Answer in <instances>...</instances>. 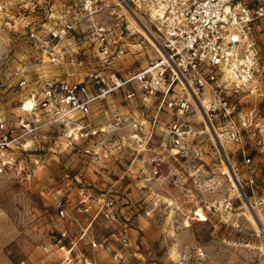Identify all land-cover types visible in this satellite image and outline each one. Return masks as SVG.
I'll use <instances>...</instances> for the list:
<instances>
[{"label": "rangeland", "instance_id": "rangeland-1", "mask_svg": "<svg viewBox=\"0 0 264 264\" xmlns=\"http://www.w3.org/2000/svg\"><path fill=\"white\" fill-rule=\"evenodd\" d=\"M103 1L110 8L93 21L116 28L118 44L108 54L106 45H91L86 19L76 35L85 61L78 67L68 57L62 64L39 58L28 40L30 30L47 27L51 11L76 18L77 0H0V115L9 126L47 83L67 80L68 74L89 81L97 72L128 78L158 58L147 42L140 45L146 28L156 32L144 7L131 0ZM254 35L261 73L228 96L237 105L231 125L215 121L213 129L200 113L182 119L158 114V101L131 86L125 90H134L135 98L124 91L107 95L75 123L44 125L25 137L19 130L13 137L0 131V264H28L35 251L71 244L84 263L89 258L105 264L108 258L95 254L107 251L86 250V243L92 248L104 241L105 248L116 243L123 264H264L263 24ZM75 43L69 39L64 46L71 51ZM19 70L29 82L24 91L15 76ZM31 106L27 102L24 109ZM176 120L186 132L179 144L169 130ZM73 129L79 139L71 144ZM238 130L241 144L233 139ZM246 157L252 159L249 167ZM152 159L163 162L159 175ZM82 201L94 202L90 214L78 212ZM60 207L68 220L58 217ZM61 231L69 238L57 244Z\"/></svg>", "mask_w": 264, "mask_h": 264}, {"label": "built area", "instance_id": "built-area-1", "mask_svg": "<svg viewBox=\"0 0 264 264\" xmlns=\"http://www.w3.org/2000/svg\"><path fill=\"white\" fill-rule=\"evenodd\" d=\"M125 2V0H120ZM138 9L144 7L156 32L146 28L140 45L146 42L155 50L158 58L145 68L128 78L117 73L97 72L89 76V81H61L57 84L47 83L41 93L35 94L27 102H32L29 109L21 110L12 127L0 115V131H7L13 137L17 130L21 136H33L45 126L75 123L93 113V106L107 95L124 91L128 99L136 97V88L146 97L155 98L159 103L158 114L162 111L177 119L185 115L200 113L206 125L215 129L214 122L227 121L233 123L237 105L228 96L238 94L242 86L255 80L260 75L258 43L254 35L256 25H264V0H131ZM77 17H57L54 11L49 15L47 27L30 30L28 40L41 59H48L51 64H62L67 57L78 67H83L82 50L76 38L78 29L87 19L88 30L91 31V45L104 47V54L112 44H118L117 29L105 27L93 21L110 5L103 0H77ZM73 7L70 6L68 13ZM134 14V10L130 9ZM78 11V12H77ZM115 14V13H112ZM119 26V25H117ZM44 33V34H42ZM74 39L73 50H68L64 43ZM123 54V50L120 51ZM103 66H109V59H102ZM24 70L16 71L20 77L18 86L24 91L29 87L28 80L23 77ZM134 90H125L128 87ZM46 120L45 123H41ZM157 116L152 124L156 128ZM15 125V126H14ZM142 125L136 124L135 127ZM246 127L247 124L243 123ZM184 124L179 120L169 125L174 141L179 144L186 132ZM83 130L79 129V132ZM76 129L70 138L73 142ZM237 144L242 143L238 130L233 134ZM245 165L251 166L252 159L245 158ZM163 162L152 159L150 165L155 175H159ZM253 184V178L250 179ZM94 202L82 201L78 212L90 214ZM100 205L99 213L104 210ZM107 207H109L107 205ZM107 218L109 214L106 215ZM61 220L68 218L67 210L58 209ZM57 244L69 238L67 231L59 233ZM127 238L121 243L127 245ZM93 249H105V243H91ZM72 246V250H74ZM44 252L52 256V247H44ZM71 250V251H72ZM201 256H204L201 254ZM70 260V259H69Z\"/></svg>", "mask_w": 264, "mask_h": 264}, {"label": "crops", "instance_id": "crops-1", "mask_svg": "<svg viewBox=\"0 0 264 264\" xmlns=\"http://www.w3.org/2000/svg\"><path fill=\"white\" fill-rule=\"evenodd\" d=\"M258 25L260 26L261 24H258ZM42 34H44V33H42ZM73 49H74V47L71 48V50H73ZM22 76L25 77V75H22ZM71 76L75 77V78H71ZM67 77H68L67 80H64V81H68V82L81 81L78 78L81 76H78L77 74H68ZM74 224H75L74 221H72L70 223V225H73V226H74ZM106 242L107 241H104L103 243H106ZM86 244H87L86 250L88 253H90V252L97 253L100 250L107 251V252H104L105 255L95 254L96 257H99V259L102 258L103 256L108 258V260L105 264H111V262H114L115 264H123V263H121L122 259H124L123 255L121 254L122 252L115 248L116 243H114L113 241L107 243L105 249H93L89 246L90 245L89 242ZM72 246L73 245L71 244L70 246H66L65 248H62L61 251L56 250L52 256L46 255L45 252H43L41 250L35 251L32 255L29 256L27 262H28V264H71V262H73V264H96L95 261L93 262V260H90L89 258H86L85 263H84V260L83 259L80 260L79 259L80 256H78L76 254V252H75L76 247L74 248V250H72L71 249ZM62 251H64L65 253H63ZM60 253H61V255H59ZM78 253L81 254V251H79ZM71 256H72V261L69 260ZM77 260H79V261H77Z\"/></svg>", "mask_w": 264, "mask_h": 264}]
</instances>
